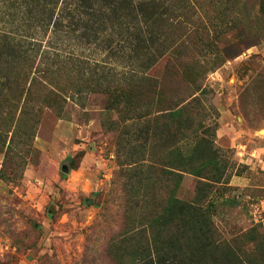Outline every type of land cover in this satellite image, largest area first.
<instances>
[{"label": "rangeland", "instance_id": "obj_1", "mask_svg": "<svg viewBox=\"0 0 264 264\" xmlns=\"http://www.w3.org/2000/svg\"><path fill=\"white\" fill-rule=\"evenodd\" d=\"M198 2L187 48L177 55L180 72L167 67V58L149 72L141 101L151 118L125 115L123 104L106 111L101 97L84 93L78 105L68 100L66 118L45 113L34 137H18L12 150L0 154V264H119L114 247L143 216V203L159 211L171 196L188 202L196 196L199 179L169 167L177 169L180 149L197 164L201 137L227 167L223 181L230 189L217 187L211 197L220 229L231 235L264 221V40L255 35L258 6L252 0ZM123 40L119 34L113 50L85 47L82 53L91 64L112 63L110 70L93 68L116 76L137 68L127 60ZM189 69L202 91L184 114H191L194 126L182 142L180 118H161L153 100L161 88L184 98L188 83L182 74ZM206 199L209 209V194ZM229 199L239 203L227 204Z\"/></svg>", "mask_w": 264, "mask_h": 264}, {"label": "trees", "instance_id": "obj_2", "mask_svg": "<svg viewBox=\"0 0 264 264\" xmlns=\"http://www.w3.org/2000/svg\"><path fill=\"white\" fill-rule=\"evenodd\" d=\"M166 1L0 0V154L12 150L16 138L34 137L45 113L66 118L68 100L78 105L75 101L85 94L101 97L106 111L123 104L125 115L141 121L151 118L141 101L151 81L149 72L165 58L167 67L180 72L177 55L187 48L189 24L195 5L200 4V0H169L168 5ZM252 1L258 6L255 35L259 42L264 40V0ZM119 34L124 39L122 48L130 50L127 60L137 68H123L116 76L98 74L93 67L110 70L112 63L95 60L91 64L82 50H113ZM192 74L190 69L182 74L188 83L184 98L176 100L161 88L153 100L161 118H180L182 142L194 126L191 114H184L199 102L196 95L202 91ZM87 75L91 77L84 84L73 85ZM198 144L203 150L195 158L197 164L180 149L177 169L169 167L199 179L196 196L190 202L171 196L159 211L143 203V216L114 247L119 264H264V221L231 235L217 224L211 197L217 187L230 189L229 182L223 181L227 167L217 160L209 140L201 137Z\"/></svg>", "mask_w": 264, "mask_h": 264}, {"label": "water", "instance_id": "obj_3", "mask_svg": "<svg viewBox=\"0 0 264 264\" xmlns=\"http://www.w3.org/2000/svg\"><path fill=\"white\" fill-rule=\"evenodd\" d=\"M66 171H68V170H66ZM92 202V200H90V202L89 203H91Z\"/></svg>", "mask_w": 264, "mask_h": 264}]
</instances>
